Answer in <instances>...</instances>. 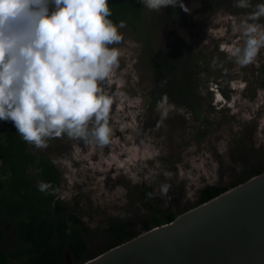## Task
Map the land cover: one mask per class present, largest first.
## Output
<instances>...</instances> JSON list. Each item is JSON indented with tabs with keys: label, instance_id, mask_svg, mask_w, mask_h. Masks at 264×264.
<instances>
[{
	"label": "rangeland",
	"instance_id": "1",
	"mask_svg": "<svg viewBox=\"0 0 264 264\" xmlns=\"http://www.w3.org/2000/svg\"><path fill=\"white\" fill-rule=\"evenodd\" d=\"M184 3L187 13L141 3L140 17L118 29L124 41L110 47L121 50L120 66L108 91L121 94L114 111L124 128L115 126L109 146L92 149L66 136L46 149L27 143L58 167L60 217L81 230L86 248L80 259L66 254L69 264L118 245L110 222L141 233L145 222L154 227L197 206L205 186L231 188L264 171V48L243 68L227 54L242 46L235 26L250 9L234 0ZM0 228L15 247L12 219L1 215Z\"/></svg>",
	"mask_w": 264,
	"mask_h": 264
},
{
	"label": "clouds",
	"instance_id": "2",
	"mask_svg": "<svg viewBox=\"0 0 264 264\" xmlns=\"http://www.w3.org/2000/svg\"><path fill=\"white\" fill-rule=\"evenodd\" d=\"M152 11L171 6L184 12V0H141ZM250 9L235 29L242 46L227 49L240 68L254 63L264 48V2L234 0ZM108 0H0V121H11L19 136L36 149L52 139L83 142L103 150L115 126V82L126 26L114 23ZM166 114V113H165ZM39 171V169L37 170ZM50 183L39 181L47 192Z\"/></svg>",
	"mask_w": 264,
	"mask_h": 264
},
{
	"label": "trees",
	"instance_id": "3",
	"mask_svg": "<svg viewBox=\"0 0 264 264\" xmlns=\"http://www.w3.org/2000/svg\"><path fill=\"white\" fill-rule=\"evenodd\" d=\"M108 2L112 12L109 19L116 24L123 20L128 25L132 18L140 17L139 0ZM195 88L201 91L203 84L197 83ZM4 124L0 131V216L12 219L17 245L7 246L5 231L0 228V264H69L66 261L68 253L80 259L86 248L81 230L61 219L60 203L55 200L54 193L59 190L60 183L58 167L44 152L35 154L30 151L11 122L5 121ZM39 181L50 183L52 187L41 192L37 188ZM227 189L217 185L205 186L200 190L198 204ZM174 218L169 215L168 221ZM76 220L72 218V221ZM130 226L118 220L110 222L106 230L120 244L140 234L129 229ZM150 228L149 222H145L144 231Z\"/></svg>",
	"mask_w": 264,
	"mask_h": 264
},
{
	"label": "water",
	"instance_id": "4",
	"mask_svg": "<svg viewBox=\"0 0 264 264\" xmlns=\"http://www.w3.org/2000/svg\"><path fill=\"white\" fill-rule=\"evenodd\" d=\"M81 264H264V171Z\"/></svg>",
	"mask_w": 264,
	"mask_h": 264
}]
</instances>
